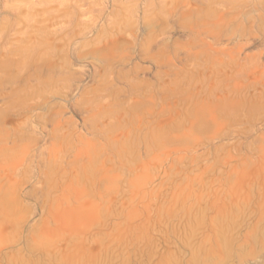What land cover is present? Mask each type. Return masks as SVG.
Returning a JSON list of instances; mask_svg holds the SVG:
<instances>
[{"label":"rangeland","instance_id":"374dc122","mask_svg":"<svg viewBox=\"0 0 264 264\" xmlns=\"http://www.w3.org/2000/svg\"><path fill=\"white\" fill-rule=\"evenodd\" d=\"M0 264H264V0H0Z\"/></svg>","mask_w":264,"mask_h":264}]
</instances>
